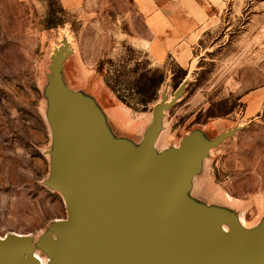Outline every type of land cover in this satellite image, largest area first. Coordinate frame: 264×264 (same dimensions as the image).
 <instances>
[{"label":"rangeland","instance_id":"obj_1","mask_svg":"<svg viewBox=\"0 0 264 264\" xmlns=\"http://www.w3.org/2000/svg\"><path fill=\"white\" fill-rule=\"evenodd\" d=\"M50 7L62 20L53 28ZM212 14L174 90L176 63L150 57L135 0H0V238L55 264L50 248L70 222L64 184L76 163L68 125L90 180L139 158L130 183L144 181L149 193L181 165L156 241L167 257L186 264L229 249L241 259L264 245V0H222ZM148 68L164 83L134 111L111 87Z\"/></svg>","mask_w":264,"mask_h":264},{"label":"water","instance_id":"obj_2","mask_svg":"<svg viewBox=\"0 0 264 264\" xmlns=\"http://www.w3.org/2000/svg\"><path fill=\"white\" fill-rule=\"evenodd\" d=\"M66 130L74 147L76 163L68 164L64 184L70 212L67 226L60 225L64 245L50 248L55 264H180L167 257L156 241L163 227L162 215L170 208L181 185L177 179L181 165L174 169L165 189L149 193L140 185L144 181L130 183L140 165L139 158L127 162L120 172L102 173L90 180L92 165L85 148L74 129L67 125ZM159 171L156 170V176ZM181 235L183 243H187L185 235ZM178 236L175 238L179 242ZM197 243L194 245L197 248L208 246L202 243L204 246L199 247ZM24 250L18 239L0 241V264H37L23 257ZM263 253L264 245L261 244L246 257L234 259L231 250L226 249L217 258H189L186 264H259Z\"/></svg>","mask_w":264,"mask_h":264},{"label":"crops","instance_id":"obj_3","mask_svg":"<svg viewBox=\"0 0 264 264\" xmlns=\"http://www.w3.org/2000/svg\"><path fill=\"white\" fill-rule=\"evenodd\" d=\"M144 15L150 41L147 50L156 62L172 59L184 69L190 65L194 46L212 20V10L222 0H135Z\"/></svg>","mask_w":264,"mask_h":264},{"label":"trees","instance_id":"obj_4","mask_svg":"<svg viewBox=\"0 0 264 264\" xmlns=\"http://www.w3.org/2000/svg\"><path fill=\"white\" fill-rule=\"evenodd\" d=\"M62 23V20L57 19L55 16V10L49 8L48 18L46 20V27L53 28L57 27ZM177 72L173 73L172 76V87L174 90L178 89L186 75V69L182 68L176 64ZM136 72V71H135ZM164 75L158 70H153L151 68L142 69L136 73L134 80L131 85H124L122 87L121 83L117 82L118 85L114 84L111 87L115 97L123 103L126 107L131 108L134 111H145L146 106L153 102L158 94L160 86L164 83ZM224 104L226 102L222 101ZM231 109L229 108L224 114L228 113ZM215 115L210 113V116Z\"/></svg>","mask_w":264,"mask_h":264},{"label":"bare ground","instance_id":"obj_5","mask_svg":"<svg viewBox=\"0 0 264 264\" xmlns=\"http://www.w3.org/2000/svg\"><path fill=\"white\" fill-rule=\"evenodd\" d=\"M127 187H129L128 186V184L126 183L125 184V188H127ZM67 201V200H66ZM67 206H68V202H67ZM69 207V206H68ZM65 226H67L65 223L62 225V227H65ZM223 230V232H224V234H227V230L225 229V228H223L222 229ZM7 240H9V239H3V238H0V241L1 242H5V241H7ZM58 244H61V246H63L64 245V243L62 242L61 243V240H60V238L59 239H57V241H56ZM60 247V246H59ZM23 257L26 259V256L24 255V253H23ZM27 261H34V262H36L37 264H52V261L50 260V259H44L43 257H41L39 254H37V253H32V255L28 258V259H26Z\"/></svg>","mask_w":264,"mask_h":264},{"label":"built area","instance_id":"obj_6","mask_svg":"<svg viewBox=\"0 0 264 264\" xmlns=\"http://www.w3.org/2000/svg\"><path fill=\"white\" fill-rule=\"evenodd\" d=\"M259 34H260L261 41H262L263 46H264V22L259 27Z\"/></svg>","mask_w":264,"mask_h":264}]
</instances>
